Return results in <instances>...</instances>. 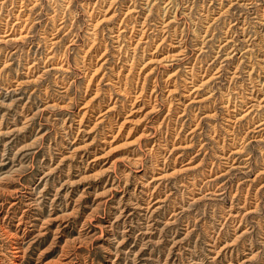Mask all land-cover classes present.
Instances as JSON below:
<instances>
[{"label": "rangeland", "instance_id": "obj_1", "mask_svg": "<svg viewBox=\"0 0 264 264\" xmlns=\"http://www.w3.org/2000/svg\"><path fill=\"white\" fill-rule=\"evenodd\" d=\"M243 1L0 0V264H264Z\"/></svg>", "mask_w": 264, "mask_h": 264}, {"label": "bare ground", "instance_id": "obj_2", "mask_svg": "<svg viewBox=\"0 0 264 264\" xmlns=\"http://www.w3.org/2000/svg\"><path fill=\"white\" fill-rule=\"evenodd\" d=\"M255 2V0H244L243 1V3L244 4H246V5H249V7H251L250 5L251 4H253ZM256 3V2H255ZM96 5V4H95ZM247 8V7H246ZM252 9V8H251ZM17 16V18H19L20 16H19V13L16 15ZM254 17H257L258 19H259V22L260 23H262L263 24V22H261V21H264V13H257V15H255ZM261 19H263V20H261ZM239 22V21H238ZM7 25L8 24H6V26H5V32L6 33H4L5 35H9L11 32H7L8 31V29H6V28H8L7 27ZM16 25V22L15 23H13L12 24V27H14ZM145 25V24H144ZM144 25H143V27H144ZM11 27V28H12ZM134 27V26H133ZM13 29V28H12ZM146 30V29H145ZM145 30H141V34H143L144 33V31ZM118 35V34H117ZM139 38H141V37H139ZM85 59V58H84ZM61 65H55V66H53V67H56V68H58V67H60ZM29 70H32L33 68H35V62L34 63H30V64H28L27 66H26ZM39 76V75H38ZM138 81V80H137ZM143 86V85H142ZM125 89V88H124ZM144 89V88H143ZM120 91V90H119ZM253 97V96H252ZM261 100V99H260ZM247 107H251V104L249 105V106H247ZM83 115H85V112H84V114ZM83 118V117H82ZM264 125V116H263V118H262V120H260L257 124H256V126L257 127H261V126H263ZM251 129V128H250ZM262 128H260V130H261Z\"/></svg>", "mask_w": 264, "mask_h": 264}]
</instances>
